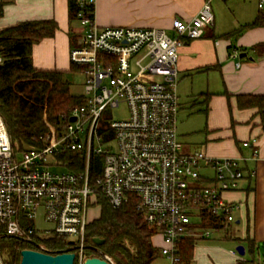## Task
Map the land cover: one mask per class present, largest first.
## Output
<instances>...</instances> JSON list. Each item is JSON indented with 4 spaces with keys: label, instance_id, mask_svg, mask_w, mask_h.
Returning a JSON list of instances; mask_svg holds the SVG:
<instances>
[{
    "label": "built area",
    "instance_id": "obj_1",
    "mask_svg": "<svg viewBox=\"0 0 264 264\" xmlns=\"http://www.w3.org/2000/svg\"><path fill=\"white\" fill-rule=\"evenodd\" d=\"M212 2L204 0L191 20L174 19L171 35L157 27H101L94 12L90 16L85 9L94 7L95 0H78L77 20L83 33L78 46L71 48L70 61L81 68L85 101L63 117L60 132L48 134L44 146L24 151L14 149L0 114V235L33 242L34 233H55L69 241L75 263L99 257L114 264L104 253L93 256L85 251L87 227L93 221L88 213L92 207L100 209L99 195L116 209L135 201L153 230L151 240L161 237L159 250L170 264L180 261L182 239L214 234L204 226L205 215L232 227L241 205L226 194L239 189L246 158L190 149L177 125L178 50L186 39H199L214 25ZM257 4L264 14V0ZM230 55L237 58L239 52ZM123 103L127 117L109 119V110ZM105 121L113 133L107 138L100 130ZM256 144L255 138L243 142L253 149V158ZM68 153L78 155L79 163L66 158ZM93 155L102 160V171L94 180ZM82 163L83 170H77ZM39 216L52 227L37 230ZM24 220L30 224L23 226ZM37 247L48 252L43 244Z\"/></svg>",
    "mask_w": 264,
    "mask_h": 264
},
{
    "label": "crops",
    "instance_id": "obj_2",
    "mask_svg": "<svg viewBox=\"0 0 264 264\" xmlns=\"http://www.w3.org/2000/svg\"><path fill=\"white\" fill-rule=\"evenodd\" d=\"M203 2L95 0L94 18L101 27H157L174 35V19L191 20ZM257 5V0H213L214 25L201 38L186 39L178 50L179 114L187 103L191 111L206 117V140L198 147L185 144L211 156L246 158L245 177L239 189L226 194L241 205L236 222L227 229L226 237L224 232H217L223 233L220 238L215 235L197 239L191 264H264L256 262L257 252L264 245V132L256 109H241L237 104L238 95H264V14ZM3 9L0 30L22 21L55 20L58 29L53 38L33 46V64L69 72L70 32L80 28L70 20L68 0H10ZM256 21L259 24L253 25ZM233 50L239 52V57H231ZM253 138L257 139L256 158L252 148L243 146L244 141ZM152 242L159 249L162 239L157 236ZM233 242L245 247L244 255L238 253ZM250 242L253 254L248 250ZM151 264L170 262L160 254Z\"/></svg>",
    "mask_w": 264,
    "mask_h": 264
},
{
    "label": "trees",
    "instance_id": "obj_3",
    "mask_svg": "<svg viewBox=\"0 0 264 264\" xmlns=\"http://www.w3.org/2000/svg\"><path fill=\"white\" fill-rule=\"evenodd\" d=\"M4 5L0 4V17L3 15ZM68 9L70 20L78 22V0H68ZM85 9L93 16V6H87ZM255 24L259 23L256 21L253 25ZM57 29V22L47 19L22 21L0 30V55L3 59L0 64V114L17 151L44 146L48 134L60 132L64 124L63 117L85 101L82 95L71 93V82L67 76L68 73H80V67L71 64L67 72L41 69L33 64V46L45 38H53ZM82 33V27L77 31L72 29V47L78 46L77 36L81 37ZM237 104L241 109H256L259 125L264 132V95H238ZM100 130L106 133V138L113 134L106 121ZM66 156L68 159L78 160V155L74 153H68ZM77 162L79 163V160ZM70 168L76 170L77 167L71 165ZM77 170H83V163ZM101 171V157L93 155L91 179L94 180ZM98 204L100 215L89 223L86 231L87 254L100 256L99 253H104L112 258L114 264H151L160 256V250L152 244L153 230L136 210L135 201H129L116 209L105 197L99 195ZM205 217L208 222L204 223V226L210 227L214 233H227L226 225L217 222L215 216L208 214ZM28 224L29 220L22 222L23 226ZM32 238L33 242H28L21 238L0 235V257L3 264H20L21 251L36 250L38 244L45 245L53 255L70 249L69 241L55 233L45 236L34 233ZM95 238L104 240L102 245L97 246L98 250L91 248L95 245ZM196 243L197 239L194 237L180 241L178 264H191ZM248 248L253 254V243L250 242Z\"/></svg>",
    "mask_w": 264,
    "mask_h": 264
},
{
    "label": "rangeland",
    "instance_id": "obj_4",
    "mask_svg": "<svg viewBox=\"0 0 264 264\" xmlns=\"http://www.w3.org/2000/svg\"><path fill=\"white\" fill-rule=\"evenodd\" d=\"M78 29L81 28L79 23L77 22ZM68 79L71 82L70 91L74 95H83L84 94V77L81 73H68ZM178 92H180V85H178ZM184 102H187L186 98L182 99ZM109 119H124L128 115V109L125 103H123L118 108H111L109 110ZM206 117L205 115H201L199 113H194L190 110L188 107V104L185 103L184 109L180 112L178 116V132L183 137V141L186 143H191L192 145L198 147L201 146V143H203L206 140V134L203 132V129L205 127ZM89 219L94 220L99 217L100 215V209L98 206L92 207L89 210ZM35 227L40 232H43L46 229H50L52 227V224L45 222L41 216H39L36 219ZM204 231V230H203ZM223 233H216L213 234L212 237L220 238ZM210 237V238H212ZM233 245H236V242H233ZM237 246V245H236ZM235 246V247H236ZM261 248L257 252V258L256 262L258 260H261V262L264 261V245L261 244ZM259 255H261L259 257ZM159 262V260H158Z\"/></svg>",
    "mask_w": 264,
    "mask_h": 264
},
{
    "label": "water",
    "instance_id": "obj_5",
    "mask_svg": "<svg viewBox=\"0 0 264 264\" xmlns=\"http://www.w3.org/2000/svg\"><path fill=\"white\" fill-rule=\"evenodd\" d=\"M245 55V53H243ZM75 117H71V121H75ZM94 246L91 248L98 250L97 246H100L104 243V240L95 238L93 240ZM236 250L240 255L245 254V247L239 245L236 247ZM21 263L20 264H75L76 253L72 248L68 249L67 252L53 255L49 252L39 251L35 249H24L21 251ZM84 264H111L106 261L104 258L99 257H88Z\"/></svg>",
    "mask_w": 264,
    "mask_h": 264
}]
</instances>
